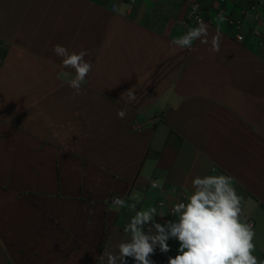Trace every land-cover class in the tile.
<instances>
[{
    "label": "crops",
    "instance_id": "1",
    "mask_svg": "<svg viewBox=\"0 0 264 264\" xmlns=\"http://www.w3.org/2000/svg\"><path fill=\"white\" fill-rule=\"evenodd\" d=\"M193 4L209 43L180 48L172 41L197 27L183 24ZM252 4H224L248 10L239 42L218 0H137L131 12L121 0H0V264H102L137 211L175 221L169 208L192 180L220 174L233 177L264 260V6ZM56 44L90 52L78 95ZM168 243L154 264L178 254Z\"/></svg>",
    "mask_w": 264,
    "mask_h": 264
},
{
    "label": "clouds",
    "instance_id": "2",
    "mask_svg": "<svg viewBox=\"0 0 264 264\" xmlns=\"http://www.w3.org/2000/svg\"><path fill=\"white\" fill-rule=\"evenodd\" d=\"M220 39L217 32L211 40V52L220 50ZM194 40L209 43L208 26L203 21L172 43L190 49ZM53 51L62 58V67L74 70L75 78L70 81V87L80 94L82 82L92 70V64L85 60L90 55L89 50L70 52L56 44ZM128 95L130 100H135L131 89ZM117 115L124 119L127 110L121 109ZM192 187L187 202L173 207L175 221L156 222L155 207L137 211L124 227L129 238L117 245L116 252L100 255L102 264L105 261L106 264H127L128 257L133 258L135 264H154L150 257L157 247L161 253H168L171 239L178 241L179 248L177 255L169 257L168 264H264V260H258L253 254L255 232L251 224L241 219L243 197L237 194L233 177L223 174L197 176L192 180ZM115 203L122 204V201L117 199Z\"/></svg>",
    "mask_w": 264,
    "mask_h": 264
},
{
    "label": "built area",
    "instance_id": "3",
    "mask_svg": "<svg viewBox=\"0 0 264 264\" xmlns=\"http://www.w3.org/2000/svg\"><path fill=\"white\" fill-rule=\"evenodd\" d=\"M124 2L127 8V12H131L136 3L137 0H121ZM219 2V7L216 9L215 14L216 17L220 20H222L224 23H226L228 26L233 28L236 31V40L239 42H243L245 40V35L243 34L244 30V19L247 15L248 10H242L240 13V16H233L231 13H229L226 8L224 7V4L227 2V0H218ZM264 6V0H253V4L251 7V10H258L259 8H262ZM113 11L117 12L118 8L116 5L113 6ZM255 19L259 20L261 19V15L257 13L255 15ZM199 21H206L205 18V12L204 10L197 4L191 5L187 17L185 18L183 24L184 25H194L198 26ZM261 46L264 47V40H261L259 43ZM152 187L153 188H158L159 184L157 181L152 182ZM182 198L185 199V195H182ZM184 202V201H181ZM168 205V201L165 196H163L159 201H158V206L160 208H165ZM172 209L173 206L169 208V215L174 217L172 215Z\"/></svg>",
    "mask_w": 264,
    "mask_h": 264
}]
</instances>
